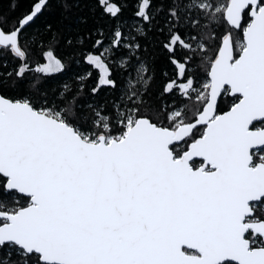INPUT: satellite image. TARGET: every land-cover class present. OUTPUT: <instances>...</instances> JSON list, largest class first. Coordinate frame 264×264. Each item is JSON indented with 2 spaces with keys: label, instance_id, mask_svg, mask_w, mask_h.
Returning a JSON list of instances; mask_svg holds the SVG:
<instances>
[{
  "label": "snow or ice",
  "instance_id": "6c2138e0",
  "mask_svg": "<svg viewBox=\"0 0 264 264\" xmlns=\"http://www.w3.org/2000/svg\"><path fill=\"white\" fill-rule=\"evenodd\" d=\"M0 264H264V0L0 6Z\"/></svg>",
  "mask_w": 264,
  "mask_h": 264
},
{
  "label": "trees",
  "instance_id": "16d2710c",
  "mask_svg": "<svg viewBox=\"0 0 264 264\" xmlns=\"http://www.w3.org/2000/svg\"><path fill=\"white\" fill-rule=\"evenodd\" d=\"M9 2H10V0H0V6H3V8L7 9ZM28 2H29V0H24V4H25V5H26ZM58 12H59V9L57 8V13H58ZM73 26H75V25H73ZM151 99H152V102H153V103H157V104L160 103V100L157 99V97H156L155 91L153 92V94H152V98H151Z\"/></svg>",
  "mask_w": 264,
  "mask_h": 264
}]
</instances>
